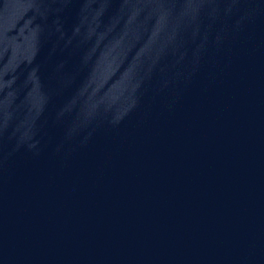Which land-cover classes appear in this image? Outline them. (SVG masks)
Instances as JSON below:
<instances>
[{
	"label": "water",
	"instance_id": "obj_1",
	"mask_svg": "<svg viewBox=\"0 0 264 264\" xmlns=\"http://www.w3.org/2000/svg\"><path fill=\"white\" fill-rule=\"evenodd\" d=\"M0 264H264V0H0Z\"/></svg>",
	"mask_w": 264,
	"mask_h": 264
}]
</instances>
